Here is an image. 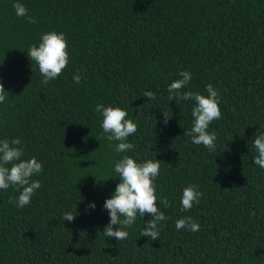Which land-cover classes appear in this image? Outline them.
Here are the masks:
<instances>
[{
	"label": "trees",
	"instance_id": "obj_1",
	"mask_svg": "<svg viewBox=\"0 0 264 264\" xmlns=\"http://www.w3.org/2000/svg\"><path fill=\"white\" fill-rule=\"evenodd\" d=\"M22 2L36 23L16 16L13 0H0V82L9 93L0 138L19 137L22 158L36 156L43 170L23 208L15 206L18 190H0V264H264V169L252 144L264 131V0ZM51 30L65 34L70 57L42 84L27 50ZM181 70L192 73L182 91L207 95L209 83L218 90L214 151L191 142L193 102L168 99ZM97 103L127 108L138 123L133 150L114 151ZM124 154L161 161L156 191L167 206L160 205L166 219L157 240L142 236L147 213L127 239L103 234V203L119 183L112 164ZM189 184L203 195L183 211ZM65 211L76 214L72 221ZM183 216L199 231L177 230Z\"/></svg>",
	"mask_w": 264,
	"mask_h": 264
},
{
	"label": "clouds",
	"instance_id": "obj_2",
	"mask_svg": "<svg viewBox=\"0 0 264 264\" xmlns=\"http://www.w3.org/2000/svg\"><path fill=\"white\" fill-rule=\"evenodd\" d=\"M12 7L15 15L24 17L29 23H36L34 17L28 14V8L22 0H13ZM68 41L65 34L60 31L51 30L40 34L39 41L29 46L28 57L35 61L36 67L42 76V84H48L55 80L62 70L69 63L70 53L67 50ZM178 79L171 81L167 85L169 101L181 100L192 101L191 107V128L188 130L191 142L196 145H203L210 151L216 149L217 134L209 131V125L214 120L221 118L219 107L220 97L218 90L209 83L205 86L207 95L192 90H183L192 79V73L188 70L178 72ZM72 79L75 83H80L81 74L74 73ZM143 96L149 100L156 99V94L152 90H145ZM9 99V93L0 82V104ZM94 111L102 117L100 127L109 141H115L112 145L116 153H127L133 150L135 145L133 139L138 129V123L129 116L127 108L119 106H106L97 103ZM165 115V114H164ZM168 116L165 115L164 123H167ZM132 136L129 141L128 137ZM256 155L253 157L256 166L264 169V131H259L252 140ZM25 155L24 145L19 137L11 139L0 138V190H7L10 187L18 190V195L14 198L15 206L23 208L30 204L36 191L40 189L39 179H33L43 170L42 162L36 156L22 158ZM161 161L155 157L138 160L133 156L124 154L112 164V171L119 178L114 191L103 203V208L109 216L108 224L105 226L103 234L117 240L127 239L129 228L135 223L137 216L144 217L150 214V219L146 221L141 230L142 236L157 240L160 235V225L166 219L164 211L160 205L167 206V201L159 197L156 191V179L160 174ZM203 193L195 184H189L182 188L180 205L183 211H187L194 204H199ZM159 201V203H158ZM10 203L13 198H10ZM88 207L95 209V202H90ZM254 214V213H253ZM71 211L63 213V219L72 221L74 216ZM114 225H117L115 229ZM177 230L187 229L197 232L200 224L192 216H183L175 221Z\"/></svg>",
	"mask_w": 264,
	"mask_h": 264
}]
</instances>
